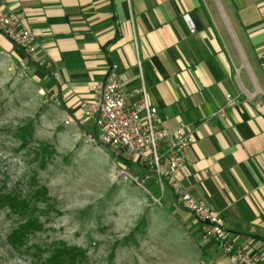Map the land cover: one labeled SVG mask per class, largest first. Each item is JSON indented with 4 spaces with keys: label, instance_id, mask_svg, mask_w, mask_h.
I'll return each instance as SVG.
<instances>
[{
    "label": "crops",
    "instance_id": "crops-1",
    "mask_svg": "<svg viewBox=\"0 0 264 264\" xmlns=\"http://www.w3.org/2000/svg\"><path fill=\"white\" fill-rule=\"evenodd\" d=\"M0 12L23 13L36 66L1 33L0 47L44 82L63 121L96 98L111 65L123 91L143 82L158 127L194 139L182 188L264 264V0H0ZM201 242L202 255L220 250Z\"/></svg>",
    "mask_w": 264,
    "mask_h": 264
},
{
    "label": "rangeland",
    "instance_id": "rangeland-1",
    "mask_svg": "<svg viewBox=\"0 0 264 264\" xmlns=\"http://www.w3.org/2000/svg\"><path fill=\"white\" fill-rule=\"evenodd\" d=\"M1 43V42H0ZM1 45V44H0ZM2 46V45H1ZM58 108L0 47V264H215L193 217ZM92 133V134H91Z\"/></svg>",
    "mask_w": 264,
    "mask_h": 264
},
{
    "label": "built area",
    "instance_id": "built-area-1",
    "mask_svg": "<svg viewBox=\"0 0 264 264\" xmlns=\"http://www.w3.org/2000/svg\"><path fill=\"white\" fill-rule=\"evenodd\" d=\"M22 20L21 12H0V33L35 63V35L22 25ZM137 68L141 76L139 62ZM95 94L76 120L66 117L64 123L86 127L90 122L100 145L138 168L135 181L141 186L156 185L161 194L170 191L177 204L199 224L201 240L212 241L229 264H260L249 248L232 243L219 212L182 188L185 149L194 139L184 134L182 125L172 131L158 127L157 110L150 104L143 82L136 90L123 91L117 67L111 65Z\"/></svg>",
    "mask_w": 264,
    "mask_h": 264
},
{
    "label": "trees",
    "instance_id": "trees-1",
    "mask_svg": "<svg viewBox=\"0 0 264 264\" xmlns=\"http://www.w3.org/2000/svg\"><path fill=\"white\" fill-rule=\"evenodd\" d=\"M26 59H27V61H28V63H29L30 65H34V66H36V64L33 63L28 57H27ZM80 129H82L84 132L86 131V127H80ZM91 129H92V128H91ZM92 131H93V129H92ZM91 134H92V133H91ZM91 136H92L93 138H95L96 143H97L100 147H102V148H104L105 150H107V151L110 153V155L116 159L118 165L120 166V168H121L122 170H126V171H127V170L130 168V166H135V165L132 164L131 162L125 161V160H123L120 156H117L115 153L109 151L108 148H106V147L100 145V144L97 142V140H96V136H95V134H94V131H93V134H92Z\"/></svg>",
    "mask_w": 264,
    "mask_h": 264
}]
</instances>
